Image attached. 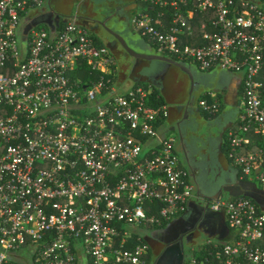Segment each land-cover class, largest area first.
<instances>
[{
    "label": "built area",
    "instance_id": "2783aa9c",
    "mask_svg": "<svg viewBox=\"0 0 264 264\" xmlns=\"http://www.w3.org/2000/svg\"><path fill=\"white\" fill-rule=\"evenodd\" d=\"M47 1L0 0V264H148L146 236L193 201L231 234L184 264H264V207L202 198L163 130L168 106L148 104L153 86L112 82V53L77 18L29 25ZM145 4L131 26L159 54L239 75L228 156L264 196V0Z\"/></svg>",
    "mask_w": 264,
    "mask_h": 264
},
{
    "label": "crops",
    "instance_id": "0c3cea01",
    "mask_svg": "<svg viewBox=\"0 0 264 264\" xmlns=\"http://www.w3.org/2000/svg\"><path fill=\"white\" fill-rule=\"evenodd\" d=\"M140 2L145 3V0H48L46 6L48 11L34 20H42L47 15L51 16L52 14H58L61 16V20L77 18L78 23H82L81 25L84 26L85 23L80 22V18L86 8L85 10L92 13L88 15V18H90L91 22L94 24L102 27L105 33H107L106 36H108V38L105 39L103 35L98 32L91 34L99 38V45L109 49L113 57L122 60V62H120L118 59L119 63H117L116 66V71L119 69L118 65L121 66L122 74L120 76L121 79L119 78L118 81L121 88L128 87L135 81L140 80L152 86L156 85L159 87L160 91L162 90L161 92L166 93L165 89L167 88V82H164L166 80L164 73L161 72L162 74H157L149 65L145 64L143 66L139 61L142 60L140 58L145 60L151 58L158 63L157 61L166 58L159 54L153 48L152 44H149V41L147 42V40L135 32L131 26V19L136 14L134 9L138 7ZM131 8H133V13ZM85 28L89 29L86 26ZM110 37L114 39V46L110 44L113 42ZM119 50L122 52H117ZM118 53L121 56H119ZM123 63L127 66L126 68L123 67ZM177 63L178 64L174 65H181V69L191 75L193 90L191 99L187 103L182 105L175 103L172 107L168 106V108H171V114L163 130L173 134L175 138V149L180 159L181 166L191 175L190 178L195 185L196 192L202 198L209 199L216 197L221 186H223L227 194L236 196L231 191L235 187L239 189L244 185L240 183L242 181L238 172L231 164L229 156H227L226 152L223 150V145L227 141L226 137L228 131L235 128L237 125L236 111L223 106L217 109V114L215 113L214 116L205 117L201 113L198 102H200L206 94H208V97L211 99V102H209L206 98L208 104H211L214 100H218V98L223 101V99H226L223 98V94L232 95L233 92L238 90L240 77L238 74L236 75L220 70L203 73L192 65L184 64L179 61H177ZM134 64L135 66H133ZM136 67L138 69L137 75L134 74ZM141 71H143L144 76L140 75ZM127 78H129L128 80L130 81L129 84L125 86L126 83L124 80ZM200 93L201 96L196 102ZM227 99L229 100V98ZM228 100L226 101L228 102ZM246 184L249 186L252 185L249 183ZM255 196L256 201L263 205L264 196ZM223 218L224 216L222 214H217L206 209L204 202H190L182 215L172 220L163 229L153 230V232L150 233L147 241L155 242L153 249L156 251L153 264H184L185 247L173 248L172 244L176 238L172 236L179 235L180 232H185L195 224L201 222L217 223L220 221L222 223ZM224 223L228 229L225 221ZM203 238V242L199 244L209 240L222 239L219 233L214 235H203ZM194 244L198 245V243ZM194 244L185 246L191 248ZM152 257L151 251V258H147L148 264H151Z\"/></svg>",
    "mask_w": 264,
    "mask_h": 264
},
{
    "label": "trees",
    "instance_id": "16d2710c",
    "mask_svg": "<svg viewBox=\"0 0 264 264\" xmlns=\"http://www.w3.org/2000/svg\"><path fill=\"white\" fill-rule=\"evenodd\" d=\"M195 31H197V29H195ZM92 37H94V36L92 35ZM144 39L148 41L147 38H144ZM95 43H96V41H95ZM96 45L98 46L99 44L96 43ZM152 46L157 51V48L154 45H152ZM161 55L165 56L166 58L163 60L157 61L158 63H156L151 58H148L146 60L143 58H140L142 60H139L143 66L145 64H147L151 67V69L155 70V72H157V74L162 72V73H164V75L166 77V80L164 81L165 83L167 82V85H166L167 88L165 89L166 93L161 92L162 90L160 91L159 87L154 85L153 86V92H152L151 96L149 97L148 104L150 106L158 109V108H161L163 106H168V104L177 103V104L182 105V104L187 103L191 99V94H192V90H193L191 75L188 74L186 71L182 70L180 67L181 65L175 66L174 64H178V63H177V61L175 62L174 58H172V57L167 58V56L164 54H161ZM114 59H115V64L113 65L112 69L116 70L117 63H119V62H118L117 58L114 57ZM170 59H172L174 61H172ZM118 68H119V70H121V66L118 65ZM120 76H121V72L119 75L116 74V76H115V74H112V75H110V79L112 82L118 83ZM134 83L145 84L144 82H142L140 80H137ZM206 98L208 99L209 102H211V99L208 97V94H206L203 97V99H206ZM219 100H220V98H218V103L220 106ZM197 101H198V99H197ZM221 107H223V101L222 100H221ZM169 109H170L169 110V116H170L171 108H169ZM218 109H219V107H218ZM201 113L205 117H212L215 115V113L214 114H208V113L203 112L202 110H201ZM229 149H230L229 143L226 141L225 144L223 145V150H224V152H226L227 156H228ZM243 185L245 188L249 189L247 191L249 193L248 195H251L254 199H256V196L253 195L252 192H250L254 188L252 186L249 187V185H246L245 183H243ZM194 254H198V253L194 252ZM147 256H148L147 257L148 259L151 258L150 246H149V251H148Z\"/></svg>",
    "mask_w": 264,
    "mask_h": 264
},
{
    "label": "flooded vegetation",
    "instance_id": "af4514ba",
    "mask_svg": "<svg viewBox=\"0 0 264 264\" xmlns=\"http://www.w3.org/2000/svg\"><path fill=\"white\" fill-rule=\"evenodd\" d=\"M85 9H84L83 14H81V18H80L81 21L80 22H83V23L86 24L85 26H87L89 28L88 30L90 31V33H94L95 34L96 32H98L101 35H103V37L105 39H107L108 38V36H106L107 33H105V31H104V29L102 27H100L97 24H94L93 22H91L90 18H88V15H91L92 13L91 12L89 13V11L85 10ZM44 19L51 20V16L47 15ZM34 23L38 24L37 21H33V22L29 23V25H33ZM43 24L48 26V24H46V23H43ZM110 39L113 41L110 44L112 46H114L115 45L114 39H112V37H110ZM117 52L120 53L122 51L119 50ZM119 56H121V55L119 54ZM119 60H120V62H122V60L120 58H119ZM123 67L124 68L127 67L125 65V63H123ZM137 70L138 69L136 67L135 70H134V74H136V75L138 73ZM230 73H232V72H230ZM140 75L144 76L143 71H141ZM123 76H124V74H123ZM223 95H224L223 98H226V99H223V106L233 109L234 111H236V115L238 116V112H239L238 103H239V97H240L239 96L240 95V89L238 88V90L233 92L232 95H227V94H223ZM227 98H229V100ZM226 100H228V102ZM217 102H218V100H217ZM193 181H194V178H193ZM241 188H242V190H241ZM241 188L238 189V187L237 188L235 187L233 190L231 189L232 190L231 192L234 193V195H236V196H238V194L241 195V192L245 189V187L241 186ZM250 192H252L253 195H257V196L258 195H262L260 192H257L254 189L252 191H250ZM258 197H260V196H258ZM206 209L209 210V208H207V207H206ZM210 223H212V224H210ZM210 223L201 222V223L195 224L194 226H192L189 230H187L185 232H180L179 235L177 234L178 236L177 235L176 236L173 235L172 237L176 238L174 240L173 244H172L173 248L177 249V248H179L181 246L185 247V245L194 244V243H196V241L202 235H214L216 233L217 234L220 233L223 230V226H222V223L220 221H218L217 223H213V222H210ZM148 237H149V235L146 237L147 240H148ZM147 242L150 243L149 246H150V250L152 251V255H153L156 252L153 249V246L155 245L154 244L155 242L154 241H150V242L147 241Z\"/></svg>",
    "mask_w": 264,
    "mask_h": 264
},
{
    "label": "rangeland",
    "instance_id": "374dc122",
    "mask_svg": "<svg viewBox=\"0 0 264 264\" xmlns=\"http://www.w3.org/2000/svg\"><path fill=\"white\" fill-rule=\"evenodd\" d=\"M71 1H73V0H71ZM81 6H83V5H81ZM82 8V7H81ZM146 8V4L144 3V2H140L139 3V5H138V7H136V9H134V11H136V13H138V12H140V11H143L144 9ZM131 10H132V13H133V8H131ZM94 35V34H93ZM94 37H95V41L97 42V44H99L100 43V40H99V38H97L96 37V35H94ZM148 42V41H147ZM149 44H151L150 42H148ZM168 57V56H167ZM119 59V58H118ZM175 61H177L176 59H174ZM125 62H126V60H125ZM127 64V63H126ZM133 66H135V64L133 65ZM120 72H121V70H119V69H117V74L119 75L120 74ZM121 74H122V72H121ZM121 79V78H120ZM129 78H127L126 80H124V82L126 83V85L125 86H127L128 84H129V81L130 80H128ZM121 82V81H120ZM122 83V82H121ZM200 96H201V93L199 94V96L197 97V99H199L200 98ZM219 102H220V106L219 107H221V100H219ZM168 106H170V107H172V106H174V103L173 104H168ZM256 185V184H255ZM256 189L258 190V186L256 185ZM256 191V190H255ZM222 195V197L225 199L226 197H228L229 196V194H227V192H226V190L223 188V186H221V188H220V190H219V192H218V194L217 195ZM263 206H264V203H263ZM164 228V227H163ZM162 228V229H163ZM202 238H203V235L202 236H200V238L198 239V241L196 242V244L198 243V245H195L194 244V246H191V248L190 247H188L187 248V246H185V254H184V257H185V259H188L189 257H190V252L191 251H193V249L196 247V248H198V247H200V245L201 244H199L200 242H203L204 241V238H203V241H202ZM221 240V239H220ZM190 249V250H189ZM146 259H147V257H146Z\"/></svg>",
    "mask_w": 264,
    "mask_h": 264
},
{
    "label": "water",
    "instance_id": "95a60500",
    "mask_svg": "<svg viewBox=\"0 0 264 264\" xmlns=\"http://www.w3.org/2000/svg\"><path fill=\"white\" fill-rule=\"evenodd\" d=\"M60 21H61V16L60 15H54V14H52L51 15V20H46V19H42V20H37V23H46V24H48L50 27H52V29L54 28V26L55 25H59L60 24ZM36 23H34L33 25H35ZM86 24H84V26H85ZM87 27V26H86ZM28 27H25V30H24V34H26L27 33V31H28ZM24 40V39H23ZM196 102H197V99H196ZM196 102H195V105H196ZM240 183H245L246 184V182H240ZM246 185H248V184H246ZM251 186H253V185H251ZM244 187V186H243ZM250 187V186H249ZM248 191V189L247 188H245L242 192H241V195H243V196H247V197H250V198H252V199H254L251 195H248L249 193L247 192ZM254 200H256V199H254ZM263 206V205H262ZM264 207V206H263ZM222 225H223V230L219 233L220 235H221V238L222 239H227L229 236H230V231L226 228V226L224 225L225 223H224V218L222 219ZM156 257V252L153 254V257H152V260H151V264H153V262H154V258ZM182 258H183V255H182Z\"/></svg>",
    "mask_w": 264,
    "mask_h": 264
}]
</instances>
